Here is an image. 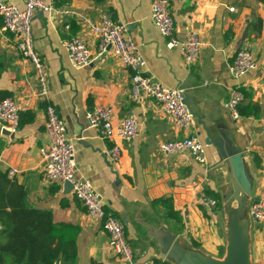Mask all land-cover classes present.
Segmentation results:
<instances>
[{
    "label": "crops",
    "instance_id": "obj_1",
    "mask_svg": "<svg viewBox=\"0 0 264 264\" xmlns=\"http://www.w3.org/2000/svg\"><path fill=\"white\" fill-rule=\"evenodd\" d=\"M6 1L25 7L24 0ZM47 2L63 12L36 14L32 24L34 49L46 66L48 99L38 96L34 67L19 51L16 37L3 30L0 18V99L12 98L23 106L19 132L11 138L0 130V171L7 175L16 171L12 178L27 189L35 207L51 210L57 223L78 229L75 264H122L109 247L100 221L91 220L73 193H64L62 184L46 181L41 149L47 146L46 107L52 104L75 146L76 178L89 181L103 196L105 211L125 223L139 264H172L161 257L160 245L146 225L170 231L187 248L224 258L228 242L225 192L218 180L220 152L217 144L208 146L206 141L227 139L229 152L242 156L251 205L264 192V0L173 3L176 38L185 42L190 32L200 33L203 46L192 66L179 50L168 49L167 40L155 28L151 19L154 0ZM106 13L128 27V35L147 62V75L184 91L197 116L194 130H177L154 101L132 100V72L112 51H99V39L89 27ZM75 36L83 37L92 52L88 67L77 69L69 60L64 44ZM240 49L254 53L257 68L236 79L230 66ZM234 90L245 94L239 120L226 107ZM97 106L114 110L115 125L128 117L136 119L137 137L130 143L103 139L87 119ZM193 134L206 146L207 164L195 162L188 152L165 155L160 151L162 143ZM115 143L122 147L117 164L107 157ZM199 191L219 201L217 211L209 212L198 203ZM251 259L253 264H264V225L254 231L252 224Z\"/></svg>",
    "mask_w": 264,
    "mask_h": 264
},
{
    "label": "built area",
    "instance_id": "obj_2",
    "mask_svg": "<svg viewBox=\"0 0 264 264\" xmlns=\"http://www.w3.org/2000/svg\"><path fill=\"white\" fill-rule=\"evenodd\" d=\"M191 0H154L151 9L152 22L167 40L170 50H179L189 66L197 63L203 46L200 33L192 31L185 42L175 36V20L170 11L173 3L184 4ZM23 9L0 0V18L3 20V30L14 35L17 46L22 55L30 60L34 67L39 85L38 96L48 99L50 85L44 61L34 49L32 24L36 14H63L54 7L53 2L47 0H24ZM234 11V9H232ZM92 34L99 39V51H112L121 63L132 72L131 98L135 102L154 101L159 104L169 116L171 123L177 130L192 131L197 126V116L185 99L184 91L180 88H170L147 75V62L138 50L133 39L128 35V27L116 21L110 13L104 14L97 22L89 23ZM71 64L81 69L92 63V52L83 37L75 36L64 44ZM257 62L253 52L240 49L230 66V74L236 79L246 77L256 70ZM245 100L242 90H234L227 102V109L234 120L241 117L239 107ZM22 104L12 98L0 99V126L10 134L15 135L20 129ZM91 129H99L103 139L108 141L132 142L138 135V123L133 117H128L114 124V110L110 107L97 106L88 115ZM264 125V118L262 119ZM45 133L47 146L41 149L44 162V173L49 183L69 182L73 185L72 193L86 209L91 220L100 221L109 237V247L119 256L122 264H139L134 257L133 249L127 238L125 223L116 215L107 213L104 209L103 196L86 180L76 178V151L67 128L57 108L48 104L46 107ZM160 151L165 155L188 152L193 160L199 164H207L206 146L196 136L189 135L174 142L162 143ZM107 157L113 164L122 159V147L114 144L107 151ZM16 171H11L12 178ZM198 203L207 211L215 212L219 208V201L204 191L198 192ZM252 224L264 225V192L255 199L249 209Z\"/></svg>",
    "mask_w": 264,
    "mask_h": 264
},
{
    "label": "trees",
    "instance_id": "obj_3",
    "mask_svg": "<svg viewBox=\"0 0 264 264\" xmlns=\"http://www.w3.org/2000/svg\"><path fill=\"white\" fill-rule=\"evenodd\" d=\"M77 235L75 226L35 207L27 189L0 171V264H75Z\"/></svg>",
    "mask_w": 264,
    "mask_h": 264
},
{
    "label": "water",
    "instance_id": "obj_4",
    "mask_svg": "<svg viewBox=\"0 0 264 264\" xmlns=\"http://www.w3.org/2000/svg\"><path fill=\"white\" fill-rule=\"evenodd\" d=\"M38 14L44 15L42 12ZM0 130L4 136L14 137L1 126ZM213 143L217 144L220 152L222 171L219 173L223 174L224 181L228 186L223 198L227 217L226 255L222 259L210 257L198 250L187 248L178 236L170 231L164 228L155 230L146 225L152 232L151 237H154L160 245L161 257L172 264H253L251 259L252 222L249 215L251 192L242 164V156L239 153L229 152L227 139L215 142L208 138L206 141L208 146H212ZM63 187L65 194H70L73 190V185L69 182L64 183ZM235 202L237 203L236 207H234Z\"/></svg>",
    "mask_w": 264,
    "mask_h": 264
},
{
    "label": "rangeland",
    "instance_id": "obj_5",
    "mask_svg": "<svg viewBox=\"0 0 264 264\" xmlns=\"http://www.w3.org/2000/svg\"><path fill=\"white\" fill-rule=\"evenodd\" d=\"M218 180L223 185L222 190H223V192H225L227 190L228 186H227V184L224 181V177H223V174L222 173H219ZM256 226H258V225L253 224V230L254 231H255V227ZM219 254L222 256L223 252L221 251V253H219Z\"/></svg>",
    "mask_w": 264,
    "mask_h": 264
},
{
    "label": "bare ground",
    "instance_id": "obj_6",
    "mask_svg": "<svg viewBox=\"0 0 264 264\" xmlns=\"http://www.w3.org/2000/svg\"><path fill=\"white\" fill-rule=\"evenodd\" d=\"M234 204H236V205H234L236 207L237 206V203L235 202Z\"/></svg>",
    "mask_w": 264,
    "mask_h": 264
}]
</instances>
